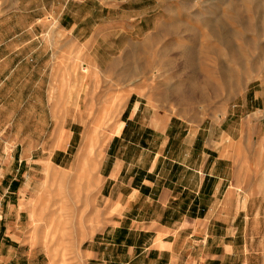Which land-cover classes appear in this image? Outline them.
<instances>
[{
	"label": "rangeland",
	"instance_id": "rangeland-1",
	"mask_svg": "<svg viewBox=\"0 0 264 264\" xmlns=\"http://www.w3.org/2000/svg\"><path fill=\"white\" fill-rule=\"evenodd\" d=\"M133 1L140 6V21L148 1ZM256 1L264 2L172 0L174 11L169 10L167 24L160 22L158 30L125 51L118 47L123 49L119 54L109 50L110 59L120 60L112 63L102 59L108 46L93 51L89 60L82 46H64L73 38L58 23L64 0H0V117L17 151L10 153L15 159L4 153V163L0 162V231L8 235V258L13 248L9 264H85L84 251L93 241L97 249L109 250L110 241L102 234L114 223L107 188L102 189L103 161L133 93L167 119L211 126L222 138L221 147L237 154L229 169L222 166L234 196L224 200L220 220L209 227V239L195 237L191 256H202L207 242L205 264H264V11H250ZM48 4L55 7L41 20V30L37 26L28 34V23L34 19L21 10ZM168 5V0H156L158 20L164 19ZM216 17L224 24L221 40L206 24ZM175 26L180 29L172 30ZM36 29L41 39L52 43L54 53H34L24 67L18 62L19 52L25 48L31 54L36 44L23 48L22 39L36 37ZM43 48L46 53L50 46ZM11 51L19 56L1 63ZM234 53L244 64L234 61ZM46 62L51 64L48 68ZM48 82L50 92L37 91V83ZM225 192L226 188L221 200Z\"/></svg>",
	"mask_w": 264,
	"mask_h": 264
},
{
	"label": "crops",
	"instance_id": "crops-1",
	"mask_svg": "<svg viewBox=\"0 0 264 264\" xmlns=\"http://www.w3.org/2000/svg\"><path fill=\"white\" fill-rule=\"evenodd\" d=\"M147 1V10L141 11L145 13L138 21L140 6L137 1L64 0L58 23L73 36L64 41V46L73 43L82 46L84 56L87 54L85 60L92 59L93 51L108 46L107 58L102 59L109 61V50L119 54L138 39L147 38L146 33L154 31L158 23H167L172 0H168L169 5L163 10L164 19L161 20L156 15V0H152V4L151 0ZM96 6L99 7L97 10ZM54 7L55 4H48L42 9L21 10L34 19L28 23V34L37 26L41 30V20L52 13ZM39 29L35 31L36 37L22 39L23 48L27 46L29 49L36 44L35 52L30 54L24 48L19 56L18 51H11L1 63L11 62L14 56H19L18 62L26 67L34 53L44 56L53 54L52 43L39 37ZM46 45L50 48L45 53L43 47ZM120 46L124 48L117 50ZM110 61L120 60L112 58ZM50 65L46 62V68ZM109 67L108 64V70ZM44 76L47 74L44 73ZM36 86L37 91L46 89L47 93L50 92V82L37 83ZM133 94L123 113L120 132L111 140L103 161L105 181L102 189L107 188L114 225L107 227L106 235L102 234V237L110 241L108 244L111 247L108 251L99 250L93 241L91 247L84 251L85 264H190L191 259V264H205L203 260L209 257L205 256L207 242L202 247V256L195 259L191 256L196 249L194 239L201 234L208 240L211 236L209 227L220 220L224 211L221 207L226 206L223 202L233 194L231 182L226 183L222 175V166L225 170L229 169V162L237 154L232 149L221 147L222 138L212 133L211 126L189 123L178 117L167 119L162 111L155 113L146 103L136 100ZM55 140H58L57 136ZM0 142L4 143L0 147V162L4 163V153L8 154L7 158L15 159L10 153L17 151L9 143L7 123L2 117ZM14 163V160L11 161L9 173ZM224 188L227 192L221 200ZM205 227L208 229L202 231ZM4 235L0 231V239H3L0 243V264H9L14 253L10 247L9 258L6 256L5 238L8 235ZM212 237L215 235L212 234Z\"/></svg>",
	"mask_w": 264,
	"mask_h": 264
},
{
	"label": "bare ground",
	"instance_id": "bare-ground-1",
	"mask_svg": "<svg viewBox=\"0 0 264 264\" xmlns=\"http://www.w3.org/2000/svg\"><path fill=\"white\" fill-rule=\"evenodd\" d=\"M249 2H251V1H249ZM222 3V2H221ZM232 3V2H231ZM241 3V2H240ZM227 4V3H226ZM219 5V4H218ZM231 5V4H230ZM242 5V4H241ZM223 6H224V4H223ZM221 7H222V4H221ZM242 7V6H241ZM243 7H244V5H243ZM222 9H223V7H222ZM243 9V8H242ZM246 9V8H245ZM244 9V10H245ZM227 10H229V9H227ZM240 10V9H239ZM261 10H263L264 11V2L263 1H259V2H257L256 1V3H255V5H253L252 7H250V11H252V12H255V11H260L261 12ZM215 12V11H214ZM239 12V11H238ZM243 14H244V12H242ZM246 13V12H245ZM212 14H213V12H212ZM221 14V13H220ZM229 14V13H228ZM263 14V13H262ZM233 15H234V13H233ZM236 15V14H235ZM247 15V14H246ZM213 16V15H212ZM219 16V15H218ZM222 17V16H221ZM224 17V16H223ZM225 18H226V16H225ZM244 18H246L247 19V16L246 17H244ZM222 19V18H221ZM170 20H171V18H170ZM223 21V20H222ZM221 20H219V19H217V17H216V19H210V20H207L206 21V24L207 25H209L210 27H211V29L213 30V32L214 33H212L213 35H215V37H217L218 39H220L221 40V38H223L224 37V35H223V28H224V24H223V22H222ZM227 21V20H226ZM178 22V21H177ZM184 23H185V21H183ZM188 23H189V21H187ZM186 22V23H187ZM204 22V21H203ZM247 22H248V20H247ZM187 23V24H188ZM196 23V22H195ZM161 24H167V23H161ZM175 24V23H174ZM182 24V23H181ZM194 24V23H193ZM251 24H252V22H251ZM158 25H159V23L157 24V27H156V29L158 28ZM169 25V24H168ZM195 25V24H194ZM202 25V24H201ZM229 25V24H228ZM234 25V24H233ZM244 25V24H243ZM180 26V25H179ZM192 27V26H191ZM193 27H195V26H193ZM244 27H246V25L244 26ZM197 27H195L194 29H196ZM231 28V27H230ZM247 28V27H246ZM155 29V30H156ZM178 29H180V28H176V26L175 27H173L172 28V30H178ZM248 29V28H247ZM158 30V29H157ZM203 30V29H202ZM235 30V29H234ZM187 31V30H186ZM196 31V30H195ZM201 31V30H200ZM160 32V31H159ZM167 32V31H166ZM192 32V31H191ZM190 32V33H191ZM172 33H173V31H172ZM196 33H198V32H196ZM239 33V32H238ZM177 34V33H176ZM179 34V33H178ZM183 34V33H182ZM199 34V33H198ZM201 34V33H200ZM225 34V33H224ZM158 35V34H157ZM181 35V34H180ZM151 36V35H150ZM159 36V35H158ZM161 36V35H160ZM164 36H165V34H164ZM164 36H162V37H164ZM192 36V35H191ZM227 36V34L225 35V37ZM236 36V35H235ZM201 37V36H200ZM242 37V36H241ZM199 38V37H198ZM164 39H166V38H164ZM175 39V38H174ZM181 39V38H180ZM200 39V38H199ZM228 39V38H227ZM152 40H154V39H152ZM170 40H172V39H170ZM224 41V40H223ZM170 42H172V41H170ZM173 42H175V41H173ZM172 42V43H173ZM178 42H180V40L178 41ZM229 42V41H228ZM232 42V41H231ZM251 42V41H250ZM252 43H253V41H252ZM251 43V44H252ZM256 43V42H255ZM255 43H253V44H255ZM181 44V43H180ZM202 44V43H201ZM207 44V43H206ZM210 44V43H209ZM213 44V43H212ZM221 44V43H220ZM226 44V43H225ZM227 45H229V44H227ZM149 46V45H148ZM151 46V45H150ZM171 46V45H170ZM173 46V45H172ZM250 46H252V45H250ZM167 47H168V44H167ZM174 47V46H173ZM183 47H184V45H183ZM185 47H186V45H185ZM193 47V46H192ZM216 47V46H215ZM218 47V46H217ZM223 47V46H222ZM253 47H255L254 45H253ZM252 47V48H253ZM178 48H179V46H178ZM182 48V47H181ZM187 48V47H186ZM196 48V47H195ZM195 48H194V50H195ZM232 48H233V46H232ZM251 48V47H250ZM251 48V50H253ZM264 48V47H263ZM164 49H167V48H164ZM171 49H173V48H171ZM193 49V48H192ZM192 49H191V52H193L192 51ZM231 49V48H230ZM238 50V49H237ZM240 50V49H239ZM216 52H217V50H215ZM230 51V50H229ZM241 51V50H240ZM254 52H255V50H253ZM181 52V51H180ZM190 52V53H191ZM240 53V52H239ZM247 53V52H246ZM167 54V53H166ZM165 54V55H166ZM185 54V53H184ZM163 55V54H162ZM186 55V54H185ZM184 55V56H185ZM194 55V54H193ZM210 55V54H209ZM231 55V54H230ZM176 56V55H175ZM208 56V55H207ZM207 56H205V57H207ZM164 57H166V56H164ZM172 57V56H171ZM170 57V58H171ZM187 57V56H186ZM185 57V58H186ZM201 57V56H200ZM180 58H182V57H180ZM185 58H183V60L185 59ZM194 58H195V56H194ZM193 57H192V59H194ZM172 59V58H171ZM196 59H197V57H196ZM233 59H234V61H237V62H240V63H243V57L240 55V54H237V53H234V55H233ZM221 60V59H220ZM253 60V59H252ZM191 61H193V60H191ZM222 61V60H221ZM248 61V60H247ZM195 62V61H194ZM192 63V62H191ZM190 63V64H191ZM194 64V63H193ZM195 64H196V62H195ZM199 64V63H198ZM244 64V63H243ZM189 65V64H188ZM203 65V64H202ZM193 66H195V65H193ZM215 67V66H214ZM191 68H194V67H191ZM197 68V67H196ZM232 68V67H231ZM235 68V67H234ZM228 69V68H227ZM236 69V68H235ZM245 69V68H244ZM225 70V69H224ZM223 70V71H224ZM86 71V70H85ZM233 71H235V70H233ZM225 72V74H228L229 72L228 71H224ZM245 74H246V70H245V72H244ZM205 74V73H204ZM217 74V73H216ZM225 74H224V76H225ZM239 75V74H238ZM213 77V76H212ZM226 77V76H225ZM228 77V76H227ZM226 77V78H227ZM232 77V76H231ZM243 77H245L244 75H243ZM236 78H238V77H236ZM245 79H246V77H245ZM214 80V79H213ZM234 80V79H233ZM215 81V80H214ZM205 82V81H204ZM208 82V81H207ZM210 82V81H209ZM238 83V82H237ZM245 83V82H244ZM202 84H204V83H202ZM236 84V83H235ZM227 85H229V84H227ZM235 86V85H234ZM233 86V87H234ZM241 86V85H240ZM229 87V86H228ZM238 88V87H237Z\"/></svg>",
	"mask_w": 264,
	"mask_h": 264
}]
</instances>
